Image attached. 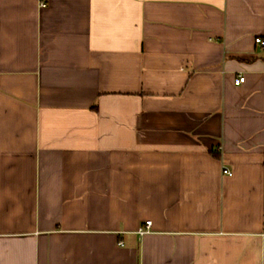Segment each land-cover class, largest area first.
<instances>
[{"label":"crops","instance_id":"obj_1","mask_svg":"<svg viewBox=\"0 0 264 264\" xmlns=\"http://www.w3.org/2000/svg\"><path fill=\"white\" fill-rule=\"evenodd\" d=\"M256 38L264 0H0V264H264Z\"/></svg>","mask_w":264,"mask_h":264},{"label":"built area","instance_id":"obj_2","mask_svg":"<svg viewBox=\"0 0 264 264\" xmlns=\"http://www.w3.org/2000/svg\"><path fill=\"white\" fill-rule=\"evenodd\" d=\"M42 4L44 5V3H42ZM255 42L258 43L261 47H264V40H262L261 38H256ZM243 81H244V76H242V75L237 76V78L235 79L236 83H241ZM226 172L229 173L228 170H226ZM150 225H151L150 220L145 221V225L139 228V230H138L139 233L142 234V233L146 232L149 229Z\"/></svg>","mask_w":264,"mask_h":264}]
</instances>
